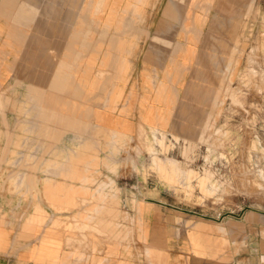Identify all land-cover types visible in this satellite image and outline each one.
<instances>
[{"label": "rangeland", "instance_id": "374dc122", "mask_svg": "<svg viewBox=\"0 0 264 264\" xmlns=\"http://www.w3.org/2000/svg\"><path fill=\"white\" fill-rule=\"evenodd\" d=\"M174 1L181 4L182 18L190 6L198 19L229 25L228 43L220 45L226 68L208 84L213 99L203 121L187 123V132L139 124L133 133L123 134L78 122L63 106L54 108L49 121L43 106L37 112L22 106L15 114L9 106L13 86L0 92V135L5 133L0 139V193L34 200L26 218L30 204L16 206L24 232L50 228L68 234L66 245L104 253L109 242L133 243L132 230H139L142 221L136 218L137 208L150 199L173 212L175 230H193L205 221L218 237L236 240L229 246L230 260L243 249L239 238H261L264 252V0ZM170 3L133 0V13L155 7L153 18L159 6ZM173 7L166 9L167 17L173 16ZM62 146L66 153L58 150ZM67 162L85 163L84 174H58L59 164ZM57 195L73 202H56ZM37 209L43 213L39 224L32 222ZM246 247L247 253L254 251V246ZM144 248L135 246L136 256L152 258Z\"/></svg>", "mask_w": 264, "mask_h": 264}, {"label": "crops", "instance_id": "0c3cea01", "mask_svg": "<svg viewBox=\"0 0 264 264\" xmlns=\"http://www.w3.org/2000/svg\"><path fill=\"white\" fill-rule=\"evenodd\" d=\"M169 2L150 18L155 7L134 15L133 0H0V92L12 85L13 112L22 106L37 112L43 106L48 121L54 108L63 106L78 122L123 134L133 133L139 124L187 132V123L203 121L213 99L208 84L226 68L220 45L228 43L229 25L198 19L190 6L182 18L181 4ZM170 7L174 14L167 17ZM207 33L216 37L209 40ZM57 148L66 153L64 146ZM59 165L58 174L80 176L86 170L85 163ZM54 201L73 202L65 195ZM33 202L0 193V264L264 263L261 238H239L243 249L230 260L229 246L236 240L218 237L205 221L193 230H175L173 212L150 199L137 208L136 218L142 221L139 230H132L133 243L109 242L104 253L66 245L68 234L50 228L24 232L16 206L30 204L26 218ZM37 210L32 222L39 224L43 213ZM135 246L145 247L152 258H138ZM246 246L254 251L247 253Z\"/></svg>", "mask_w": 264, "mask_h": 264}]
</instances>
